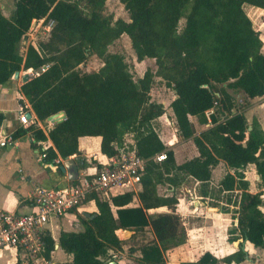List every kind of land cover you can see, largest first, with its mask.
Segmentation results:
<instances>
[{
  "label": "trees",
  "instance_id": "16d2710c",
  "mask_svg": "<svg viewBox=\"0 0 264 264\" xmlns=\"http://www.w3.org/2000/svg\"><path fill=\"white\" fill-rule=\"evenodd\" d=\"M14 1L8 18L0 7V85L16 72L32 69L38 75L21 86V93L36 118L44 122L63 112L66 119L47 134L37 125L19 124L11 138L30 134L35 143L49 139L53 148L43 151V160L55 164L58 158L79 156L82 137H100L101 153L113 157L124 144L123 136L133 133L138 154L148 160L137 194L107 200L91 194L85 203L95 209L89 217L78 216L81 229L60 232L59 246L72 257L67 264H112L113 254L126 243L117 231H132V239L147 229L153 236L130 251H139L140 264H164L162 255L187 241L175 193L190 178L200 183L202 197L213 206L223 212L234 208L230 240L264 250V130L237 110L238 98L264 97V43L244 10L245 5L264 10V0H119L128 21L104 15L106 0ZM183 17L185 26L179 32ZM41 20L54 21L51 32L21 55L19 44L32 23ZM123 35L130 39L137 61L154 59L156 71L148 69L135 80L124 57L109 52ZM89 56L98 57L102 67L82 73L79 67ZM156 78L175 92L170 108L177 131L183 140H192L199 153L180 165L155 128L165 114L164 105L151 97ZM210 110L211 123L206 115ZM190 117L207 129L197 135ZM3 119L0 115V125ZM160 153L166 159L157 163L153 158ZM220 162L234 173L211 189L212 170ZM249 165L259 176L260 191L255 194L245 179ZM160 186L166 194L159 193ZM135 198L140 204L134 207ZM160 208L167 211L149 213ZM44 244L41 256L49 261L55 251L50 232ZM245 259L241 243L221 260L206 252L195 262L181 264H240Z\"/></svg>",
  "mask_w": 264,
  "mask_h": 264
},
{
  "label": "crops",
  "instance_id": "0c3cea01",
  "mask_svg": "<svg viewBox=\"0 0 264 264\" xmlns=\"http://www.w3.org/2000/svg\"><path fill=\"white\" fill-rule=\"evenodd\" d=\"M14 4V0H0V7L5 17L8 18L11 16L15 7ZM245 7L250 13L251 17L249 18H252L251 20L255 19L256 22L258 21V16L264 14L263 9L252 6L249 7V5H245ZM23 43L28 45V43H25V41ZM26 50L25 52L23 51V49L21 50V52H24L23 55H25ZM24 75H28L30 79L34 76V71L32 69L21 71L19 72L18 79H14L13 77L6 84L0 85V115L4 116V119L0 125V133L5 132V136H10L11 133H13L19 125L18 108L19 105H21L20 102L22 101L23 104H29L21 93V86L24 84L22 77ZM157 79L161 80L160 78H156L155 80ZM170 90L173 92V97L169 103V107L171 102L175 98V92L172 89ZM152 100L163 104L166 114V103L164 101L155 99ZM168 114L170 118L166 115H163L161 118L166 117V122L170 123V121L174 120L172 109ZM32 116L35 117L33 110ZM190 120L195 125L198 133L197 135H199L208 127L206 125H200L195 117H190ZM45 122L47 124L50 123L47 120L39 124L40 127L42 126L43 129L48 132L52 127H50L49 124L45 125ZM3 124H5V128L3 127ZM164 130L167 133L169 131V129L165 126ZM2 137L4 136L0 135V138ZM159 137L164 145L173 148V151L175 153V160L178 165L199 156L198 151L196 153V151L194 150V142L192 140L183 141L180 138V141H178V139L175 138L174 140L172 136L169 137V135H159ZM16 142V146L7 145L5 147H0V210L17 213H29L33 210V195L36 189H58L74 185L73 182H77L78 179L70 181L68 179L67 173H63L61 171V166H63V164L67 160H73L75 162L78 169V178H80L84 172L93 173L96 167L101 166L102 163L106 162L107 160L105 155L101 153L100 137L80 138V155L71 156L63 160L62 158H59L60 163L58 165L48 164L43 160V149H48L50 147L53 148V144L49 139L47 141H44L41 145L40 142H33L32 136L30 134H27L17 139ZM124 144H130V141H126L124 142ZM180 154H182L183 158L179 161L177 156ZM247 167H251V172L248 173L244 170L245 179L249 182V192L255 194L260 191L258 188L259 176L256 173L254 165H249ZM219 171H225V173H222L223 176L215 181L214 176ZM227 173L233 174L234 171L229 169L224 162H220L212 170L210 188H216V186ZM250 177L253 179V181L252 179H250ZM199 186L200 194L196 198H193V208H191V211L188 212L187 210L190 203L186 201L189 199L186 198V201L183 199H178L179 203L177 205V212L182 217L185 232L187 234V241L185 242V244L170 249L166 253H164L162 255L163 263L181 264L183 262H195L200 259V257L206 252L211 253L214 257L221 260L224 257L238 251V249L240 248V244L242 243V249L246 252V259L240 264H264V250L257 249L252 244L244 242L241 239H229V231L234 223V208H230L229 212H223L221 211L220 207L213 206L209 200H206L202 197V188L200 183ZM262 192V200L264 203V189L262 190ZM136 206H139V204ZM261 210L264 212V206L261 208ZM113 211L115 212V210ZM166 211V208H160L156 210H150L149 213L156 214ZM74 218V215L68 213L64 217L58 220H53L49 224V232L55 241V251L52 253L51 260L47 261L43 257H38L36 258L35 264H39L41 262H43L44 264H62L63 262H61V260L67 258L69 260L67 261V263H70L72 261V257L65 254L61 250L58 238L61 231H70L67 229L71 227V223L74 222ZM121 231L122 230L117 231V235L120 239ZM146 231H150V229H147ZM130 248L129 252L132 253V251H130ZM11 252L15 264L20 259H24L21 257H17L15 251ZM133 252V254H135V257L137 256L138 258L137 262L130 261L127 256H125L122 250L121 252L113 254V263L140 264L139 251ZM56 253H59L58 258H56ZM219 264L225 263L220 262Z\"/></svg>",
  "mask_w": 264,
  "mask_h": 264
},
{
  "label": "built area",
  "instance_id": "2783aa9c",
  "mask_svg": "<svg viewBox=\"0 0 264 264\" xmlns=\"http://www.w3.org/2000/svg\"><path fill=\"white\" fill-rule=\"evenodd\" d=\"M34 22V25L37 26L36 33L41 30L45 37L49 35L54 26L53 20ZM35 75L38 73L34 72ZM212 113L213 110L206 113L209 123H211L210 115ZM28 114H31V118L27 117ZM65 119L66 117L62 121ZM18 122L24 128L31 125L40 127L39 123H42L36 116H32V108L27 103L19 105ZM48 124L52 128L55 125L51 122ZM40 128L47 134L42 126ZM42 143L40 142L41 145ZM7 145L16 146L17 142L11 136L0 138V147ZM118 152L113 157L105 156L106 162L96 167L93 173L84 172L75 185L58 189H36L33 195V210L29 213L0 210V253L4 250H11L21 258L42 257L45 247L44 236L46 232H49V224L78 208L91 194H96L101 200H107L111 196L126 192L137 194L141 190L142 176L145 173L148 160L138 154L134 142L123 144ZM165 159V153L157 154L153 158L157 163ZM59 163L58 158L55 160V164ZM113 190L118 191L113 194Z\"/></svg>",
  "mask_w": 264,
  "mask_h": 264
},
{
  "label": "rangeland",
  "instance_id": "374dc122",
  "mask_svg": "<svg viewBox=\"0 0 264 264\" xmlns=\"http://www.w3.org/2000/svg\"><path fill=\"white\" fill-rule=\"evenodd\" d=\"M251 7V6H249ZM246 14L250 16L249 11L247 8H244ZM104 15L112 16L114 20L117 19H123L128 21L129 20V14L124 9V6L120 3L119 0H106V5L104 9ZM252 19V18H251ZM259 21V22H258ZM258 21L256 22L255 19L252 20L253 27L255 30L260 32L261 38L264 41V14H261V16H258ZM186 19L183 17L179 22V32L183 29L185 26ZM35 22L32 23V26L28 33L24 36L23 41L19 44V51L20 54H24L26 47L30 45L31 43H38L40 41H45V35H43L42 31L40 30L38 33H36L37 26L34 25ZM28 43V45L24 44L23 42ZM23 49L24 52H21ZM109 52L111 53H118L122 55L128 65L129 71L132 74L133 78L137 80L138 78L142 77L143 74L148 70L151 69L153 71H156L158 69V64L154 59H145L142 62L137 61V58L131 48V42L130 39L123 35L118 41H116L113 45L109 47ZM102 67V61L96 57V56H89L87 62L79 67V71L82 73H92L97 72ZM151 97L152 99L164 101L167 105L166 108V116L170 118L169 114L171 111V108L169 107V103L173 97V92L168 89L165 82L163 80H155V83L153 85V88L151 90ZM238 107L237 110L244 111L245 115L248 119V122L250 124L256 123L258 124L263 130H264V97L262 98H254V99H248L246 97L238 98ZM164 115V116H165ZM173 117V116H172ZM166 117L161 118L158 120V122L155 125L156 131L159 135H169V137L172 136V138L175 140L178 139L180 141V136L177 131V126L174 120L169 122H166ZM45 125H48L45 122ZM164 126L169 129L168 133L165 132ZM52 129V128H51ZM198 134V133H197ZM123 142L130 141L134 142L137 145V142L135 140L133 133H126L123 138ZM181 140H183L181 138ZM184 141V140H183ZM169 148H172L170 146H167ZM194 150L197 153V149L193 145ZM173 149V148H172ZM197 155V154H196ZM178 160L180 161L183 157L182 154L178 155ZM251 167H246L245 172H251ZM225 171H219L217 174H215L214 179L217 181L220 179ZM250 179H252L250 177ZM253 181V179H252ZM118 190H113L112 193L115 194ZM159 193L160 194H166V188L163 186L159 187ZM200 194V186L199 183L194 181L193 179H189L185 184H183L181 187H179L175 193L176 197L178 199L187 200L186 202L190 203L188 206V212L191 211V208H193L192 200L193 198H196ZM108 198V197H107ZM187 198V199H186ZM140 204L139 200L136 198L133 201L132 206H136ZM79 208V209H78ZM78 208L74 209L73 211H70L69 214H72L75 216L74 222L71 223V227H69L67 230L70 231H77L81 229L80 221L78 219V216L81 213H92L94 211V205L93 203H83ZM134 234L131 235V237ZM151 231H145L140 232L137 234L134 238L131 239V237L126 236L124 233H120V237L123 240H126V243L123 247V253L127 258L132 262H137L138 258L135 257L134 252H129V248L132 247L133 249H136L138 246L145 243L148 239L152 237ZM59 253H56V258H58ZM13 258H12V252L11 251H4L0 253V264H12ZM68 258L61 260L63 262L62 264L67 263ZM36 258H24L17 261L16 264H35ZM13 264L15 262L13 261ZM39 264H44L43 262Z\"/></svg>",
  "mask_w": 264,
  "mask_h": 264
},
{
  "label": "water",
  "instance_id": "95a60500",
  "mask_svg": "<svg viewBox=\"0 0 264 264\" xmlns=\"http://www.w3.org/2000/svg\"><path fill=\"white\" fill-rule=\"evenodd\" d=\"M19 78V72H16L15 75H14V79H18ZM23 79V82H27L28 79H29V76L28 75H24L22 77ZM28 118H31V114H28L27 115ZM65 117V114L63 112L59 113V114H56V115H53L51 117L48 118V121L51 122V123H60L62 121V119ZM3 127L5 128V124H3ZM0 135L2 136H5L6 133H0ZM61 171L63 173H67L68 175V179L70 181H74L76 179H78V169H77V166L75 164V162L73 160H67L65 161V163L63 164V166H61ZM259 179V177H258ZM85 216L89 217L90 216V213H84ZM96 215H92L90 218L93 219ZM122 233H124L126 236L128 237H131V235L133 234L132 231L130 230H122L121 231ZM112 264H115V263H112Z\"/></svg>",
  "mask_w": 264,
  "mask_h": 264
}]
</instances>
